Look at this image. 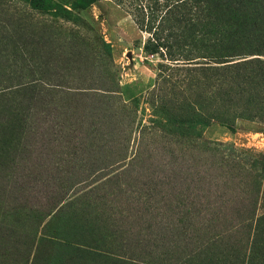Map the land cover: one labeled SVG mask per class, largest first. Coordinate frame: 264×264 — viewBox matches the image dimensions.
<instances>
[{"label": "rangeland", "instance_id": "obj_1", "mask_svg": "<svg viewBox=\"0 0 264 264\" xmlns=\"http://www.w3.org/2000/svg\"><path fill=\"white\" fill-rule=\"evenodd\" d=\"M70 1L74 0H54L68 5L69 20L42 9L37 14L27 0H0V7L31 9L44 21L34 38V51L40 74L49 82L62 88L80 86L83 81L72 78V73L101 72L97 64L112 63L116 71L112 86L120 90L115 92L120 97L115 112L123 121L115 120L108 127L104 121L109 114H98L103 129L99 127L96 143L71 147L69 117L88 114L85 105L90 98L55 95L42 83L35 89L29 113H23L24 127L7 133L0 125V264H264V94L261 105H256L261 113L236 116L228 124L215 118L209 125L188 126L174 102L180 100L187 109L183 112H191V105L205 100L204 93L207 97L212 89L217 74L210 68L254 58L264 61V50H236L238 55L225 53L227 61L217 62L220 57L191 49L193 35L206 29L194 13L201 0H187L184 10L173 9L175 18L159 31L158 22L152 27L148 8L133 10L126 0H82L86 7L76 9ZM169 1L159 0V7L171 9ZM38 4L45 7L46 2ZM238 13L234 15L240 19ZM26 24L29 29L34 26L31 21ZM170 29L175 37L187 40L175 41ZM14 38L29 42L19 31ZM155 38H164L165 44L152 53L145 45L155 44ZM179 46L185 53L191 49L189 58L169 55V59L167 48ZM4 62L9 72H19L20 55L11 52ZM65 63L77 70L67 69ZM163 71L176 74L173 80L188 81L173 86L175 95L166 94V87L158 88L170 84L164 83ZM253 74L258 80L257 72ZM219 76L225 78L227 71L220 70ZM259 78L253 91L263 89L264 79ZM18 80L13 78L14 83ZM222 93L217 90L206 98L218 111L221 104L225 106ZM25 94L28 98L32 91ZM243 101H238L236 111L244 109ZM74 108L77 111L72 112ZM64 119V135L56 138V125L50 129L51 123ZM80 129L82 133L84 127ZM106 131L107 146L101 141ZM145 132L149 136L142 146ZM199 133L202 136L197 138ZM87 190L88 197L68 201L74 193ZM183 206L196 208L185 224L179 220ZM255 217H261L256 231ZM249 222L252 228L243 231L232 227ZM184 229L192 234L189 248L200 247L191 258L169 248L177 242L172 233L176 236Z\"/></svg>", "mask_w": 264, "mask_h": 264}, {"label": "trees", "instance_id": "obj_2", "mask_svg": "<svg viewBox=\"0 0 264 264\" xmlns=\"http://www.w3.org/2000/svg\"><path fill=\"white\" fill-rule=\"evenodd\" d=\"M30 3L29 8L32 10H35L34 12H41V9L43 12H49L51 15H61L64 18H67L68 20L70 17L68 15H71V11L68 9V5L66 3H57L54 2V0H43L46 2L45 7L40 6L38 4V1L41 0H27ZM59 1V0H57ZM95 0H92V2ZM117 2H123V0H114ZM128 2V5L130 4V8H134L133 10L141 11L143 12L145 8H148V17L150 15V22L153 24L152 27L157 23L156 30H161V27L164 23L167 21H172L175 18V15L171 13L173 9H181L187 3V0H171L169 1V8L163 11L162 8L159 7V0L151 1L148 5H142L140 0H126ZM149 1V0H147ZM222 2V3H221ZM72 8L76 9L77 7H86V3L82 2V0H74L70 1ZM233 3V6H231ZM49 5V6H48ZM236 5V6H234ZM264 0H231L228 4H223V0H201L199 1L196 11H194L197 19L199 21L198 24H202V26H205V30L202 29V31H198L196 35H193L194 42L190 43L189 45L192 46L191 49L196 48L200 50H205V54L213 59H217V62H226L227 60H223L226 56L225 53H228L229 56H235L236 50H247L250 52H255L259 50H264V14H262V10H264ZM234 7V8H231ZM54 8V9H53ZM262 8V9H261ZM26 11V8H10L8 6H1L0 7V125L3 126V129L7 130L6 132H13L14 130H19L23 123H26V118L23 115L24 112L30 111L29 108H31L30 105H32L33 98L36 94V87L38 85L42 86V83L45 85V90L47 92H51L56 95L58 92H62L64 94L65 98L68 97H79L81 95L84 96V98H90V102L85 105V110L88 109L87 113H83L80 117H73L70 116L71 122L68 124L69 127V137L70 141L69 144L72 146L83 147L82 145L91 146L96 143V140L99 138H96L98 134H100L99 127L102 125H99L98 122L99 119L96 118V115L98 114H105L108 113L110 118H108V121H104L108 127L111 126L112 122L115 120H122L121 118L118 119L119 116L115 110H116V103H118V100L120 97L115 93L116 90L113 88L112 84L114 82V75H115V68L114 65L111 63V65H103L101 63L97 64L96 67L100 68L101 72L97 71H89L85 72L83 76L77 75L75 76V73H72V78H76V80H81L82 84L76 85V86H67V88H62L60 84H55L52 82H49V77L44 78L42 74H40V65L38 63V60L36 58V51H34V44H35V36H37L40 24L41 22L44 23L43 20L37 19L34 13L31 11ZM240 10V16L241 18H237L234 14L239 12ZM10 14L7 16V14ZM260 14V15H259ZM74 15V14H73ZM246 17L245 20H243ZM254 18V21H250L251 18ZM144 18H142L143 20ZM238 19L240 22H237ZM14 20V21H12ZM18 20V21H17ZM26 20V21H25ZM27 21H31L30 25H34L29 29L26 24ZM145 21V19H144ZM33 22V24H32ZM37 22V23H36ZM149 22V21H148ZM147 22V23H148ZM250 22H255L254 26L250 25ZM238 23V24H237ZM242 23V24H241ZM245 23V25L243 24ZM46 26H49L48 23H45ZM244 25V26H243ZM259 25H262L258 27ZM244 29V30H243ZM21 32L22 34H26L27 39L29 42H24L21 39H15L14 35H17V32ZM170 34L172 35V38H174L175 41H186L187 39H182L181 36L175 37L172 33L174 32L173 29H170ZM73 35H77L76 32L73 31ZM156 43L152 46H149V44L145 45V48L148 51L159 52V50H162L164 48L165 42L164 38L163 41H159L155 38ZM105 47L109 48L108 43H104ZM167 48V47H166ZM172 47H168V52L165 53L166 56H168L169 59H172L170 56L180 59V57L189 58L190 51L185 53L183 51L184 47H180L179 49L172 50ZM252 48V49H251ZM33 50V51H32ZM210 50V51H209ZM12 53H17L21 57V65L19 72L17 69L13 71H8V67L5 64V58L9 56ZM219 52V53H218ZM231 52V53H230ZM219 54V55H218ZM221 56H224L223 58ZM17 66V65H15ZM65 67L69 70H75L76 68H69L68 63L64 64ZM254 66H256L254 68ZM169 67V66H168ZM171 68V67H170ZM204 67H202L203 69ZM181 69L180 67L176 68ZM198 70L200 69L197 68ZM210 69H214L213 72L217 74H213L215 76V81L212 84L211 88L208 89L209 95L206 97L204 93V99L197 103V105H189V103L186 101L187 104H185L187 107H190L189 113H185L183 111L184 103H181L180 100L177 101V99L174 101L178 107L181 108V115L185 119H188L185 122H182L188 126L194 124L198 125H209L213 122V120L216 118V120L222 122V124H228L232 123V119H234L236 116H249L248 113L251 114H259L261 113L258 109H256V105H261V102L259 101L260 97L264 94V86L263 89L257 91H253L255 87H258L260 85L259 76H261L264 79V61L260 60L258 58L254 59H247L240 62L235 63H229L224 65H218L215 67H212ZM254 69V70H253ZM77 70V69H76ZM224 70L227 71V76L220 77L219 71ZM252 72H251V71ZM256 71L258 75V80H256V76L253 74V72ZM13 73V74H11ZM34 74L37 75V77H34ZM176 75L171 73H166L163 71L161 74V77L164 81V83H170L168 86H161L158 87L159 89H163L166 87L168 89V92L166 94L175 95L174 93V87L173 86H182L185 84V78L178 80L172 79V77ZM186 76V75H184ZM183 76V77H184ZM13 78H19L18 81L14 83ZM25 78H29L25 80ZM181 79V82L178 84V81ZM188 81V80H186ZM77 82V83H80ZM182 83V84H181ZM249 84V87L245 84ZM264 84V83H263ZM219 87L217 90L223 91L222 93V103L225 104V106L221 107L222 109H213L212 105L213 103L209 99L206 101V98L212 97V95L217 92L214 86ZM226 85V87L224 86ZM44 87V86H43ZM202 92H205L206 89L199 85ZM129 89V88H126ZM32 91V94L25 98L24 95L25 92ZM184 91V89H183ZM253 92V93H252ZM39 93V92H37ZM165 94V95H166ZM18 97H22L21 101H18ZM217 97V96H216ZM264 99V95L262 97ZM201 99V97H200ZM246 99V100H245ZM244 100V109L241 111H236L238 105V101ZM93 101H98L99 105L91 104ZM120 101V99H119ZM253 102L254 105L248 106L247 104H251ZM212 103V105H211ZM112 105L111 107L109 105ZM127 102H125L124 107H127ZM84 105V104H83ZM264 106V103H262ZM106 106V107H105ZM75 107V106H74ZM72 108V107H71ZM109 109V110H108ZM73 110V109H72ZM247 110V111H246ZM77 111L76 108L72 112ZM111 112V113H110ZM235 112H239V115H231ZM242 112V113H241ZM241 113V114H240ZM247 113V114H246ZM91 115V116H90ZM47 120H51V118H48ZM46 120V121H47ZM79 120V121H78ZM110 122V123H109ZM126 125V122H124ZM152 123H156L155 120H152ZM118 124V123H117ZM56 125L55 129L54 126ZM66 120H58L51 123L50 129H54V133L56 138L61 137L64 135L62 133V130L66 129ZM105 125V124H104ZM84 130L81 133V129ZM65 128V129H64ZM125 128V127H124ZM123 128V130H124ZM103 129V126H102ZM112 131V128H110ZM122 130V128L120 129ZM9 131V132H8ZM79 131V132H78ZM65 132V131H64ZM102 133V132H101ZM104 138H102V142H104L103 145L107 146V137H109L110 133L103 132ZM149 136L147 132L142 134V137L140 139V144L143 146V144L146 141V138ZM202 135L199 133L197 134V138L201 137ZM187 138V136H186ZM64 146H70L68 144L62 143ZM118 145L120 143H117ZM91 195V191L87 190L84 194H76L74 193L69 197L70 202H73L77 199H81L82 197H88ZM183 203V202H182ZM185 206V205H184ZM181 207L180 214L182 215L179 219L181 222H184V220L190 219L191 215L193 213L195 214V207H188L185 208ZM191 208V209H190ZM102 213L106 214L109 213L106 209H102ZM106 211V212H105ZM190 217V218H189ZM263 217V216H262ZM255 227L254 231L259 229V223L261 222V217H255ZM186 222H184L185 224ZM241 224V223H240ZM250 222L246 224H233L232 227H236L237 230L241 229L242 231L244 229L252 228L249 227ZM252 226V224H251ZM171 228V226H170ZM183 229V228H182ZM128 232L127 230H125ZM173 238L177 240V242L174 241L172 243L170 251L176 252V253H184V256L186 258H191L195 255V252H200L199 245L192 246L189 248V243L193 240L192 234L189 233L187 229H184L182 231H178L176 236L172 233Z\"/></svg>", "mask_w": 264, "mask_h": 264}]
</instances>
